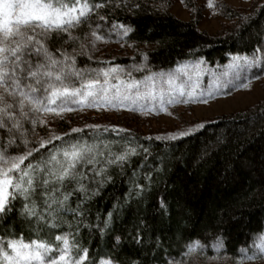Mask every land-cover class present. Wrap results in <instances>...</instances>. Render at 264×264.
I'll list each match as a JSON object with an SVG mask.
<instances>
[{
    "label": "trees",
    "instance_id": "1",
    "mask_svg": "<svg viewBox=\"0 0 264 264\" xmlns=\"http://www.w3.org/2000/svg\"><path fill=\"white\" fill-rule=\"evenodd\" d=\"M170 1L98 0L105 3L98 15L107 21H99L100 34L107 36L106 30L113 24L131 26L134 31L127 37L121 39L113 33L111 41L121 39L131 48L140 49L132 58H116L113 64L133 69L134 65L147 63L152 73L202 58L217 67L226 65L234 55L251 57L258 49L256 54L262 62L250 74L252 80L264 75V0H248L249 9L216 0L214 7L225 23L213 33L202 29L196 17L183 20L176 16L170 10ZM186 2L193 8L196 0ZM134 4H140L141 9H133ZM162 4L166 10L154 11ZM87 30L84 25L77 34ZM142 54H147V61ZM94 58L99 60L96 55ZM77 64L81 68L86 64L97 67L86 57H79ZM135 74L141 78L149 73ZM73 113L49 127L63 132L95 123L86 117L72 122ZM126 129L131 134L128 140L114 133H104L100 139L116 141L111 145L116 153L125 145L136 147L137 155L130 156L122 170L109 166L111 180L99 187L98 194L92 195L91 190L97 186L89 184L90 199L84 201L83 194L71 197L72 209L84 201L83 216L62 213L67 223L51 230V234L43 225L37 232L35 218L22 215L23 203L17 199L12 211L0 218V236L7 229L13 233L12 238L23 235L28 241L39 236L51 241L71 231L80 247L88 249L94 264L101 259H111L116 264L264 262L259 258L262 253L254 259L245 255L258 253L254 243L264 233V99L244 110L217 116L191 135L178 139H157L136 128ZM36 132L41 137L47 135L40 126ZM134 184L143 188L139 195L134 194ZM37 204L42 207L39 197ZM109 212L112 217L105 227ZM195 241L201 247L186 254V246ZM218 242H222L219 248L214 245Z\"/></svg>",
    "mask_w": 264,
    "mask_h": 264
},
{
    "label": "snow or ice",
    "instance_id": "2",
    "mask_svg": "<svg viewBox=\"0 0 264 264\" xmlns=\"http://www.w3.org/2000/svg\"><path fill=\"white\" fill-rule=\"evenodd\" d=\"M104 7L105 3L98 0H0V218L6 217L14 201L19 199L23 203L22 215L35 218L36 231L39 232V226L43 225L51 234V230L67 223L62 213L72 212L76 217L84 215L81 204L90 199L89 184L97 186L91 190L92 195L98 194L99 187L111 180L109 166L116 165L122 170L130 156L137 155L136 147L125 145L123 151L116 153L111 150L116 141L100 139L104 133H114L128 140L131 135L128 129L98 123L63 132L49 127L63 120L67 113L95 109L139 111L141 114L155 110L159 114L167 112L166 105L179 103L186 94L191 98V91L186 93V89L194 90L202 73L212 75L217 81L220 75H229L228 71L217 75L211 69H202L205 63L202 60L192 66L196 79L188 71V65L176 71L151 73L145 63L134 65L132 69L149 73L140 81L121 65L95 59L98 43H109L113 33L123 39L134 31L121 23L111 25L106 30L107 36L101 35L99 21H107L98 12ZM141 7L140 4L132 5L133 9ZM162 10H166V5L154 9ZM84 25L88 30L77 34ZM257 51L253 50L251 58L232 57L227 68L235 70L233 79L240 71L261 62ZM142 55L147 61V54ZM79 57H86L97 67L87 64L79 67ZM124 76L128 79H122ZM231 83L232 80L225 81L226 85ZM213 94L212 91L207 93L208 96ZM144 101H151V104H144ZM38 126L47 133L45 137L36 132ZM201 127L203 125L196 126L197 129ZM191 134V130H184L157 139H178ZM134 187L135 195L143 191L138 184ZM74 194L84 196L76 209L70 207ZM37 197L42 207L37 204ZM111 217L112 212H109L105 227ZM12 236L7 229L0 236V264H94L89 260L88 249L80 247L71 231L56 235L51 241L39 236L28 241L23 235ZM137 243H140L139 238ZM221 246L222 242H218L217 248ZM186 247V254H191L201 246L195 241ZM260 252L264 253V247ZM258 255L254 253L248 259ZM99 264L115 262L101 259Z\"/></svg>",
    "mask_w": 264,
    "mask_h": 264
},
{
    "label": "rangeland",
    "instance_id": "3",
    "mask_svg": "<svg viewBox=\"0 0 264 264\" xmlns=\"http://www.w3.org/2000/svg\"><path fill=\"white\" fill-rule=\"evenodd\" d=\"M186 1L189 2V0ZM186 1L171 0L170 10L172 13L183 20H190L191 18L196 17L199 21V26L211 33L216 32L224 25L225 19L214 7L216 0H196V2L192 4L193 8H191L190 4ZM221 1H224L235 8H250V1L248 0ZM97 47L99 48V51L95 55L99 60L101 59L103 61H113L116 58L124 56L132 58L133 54L140 50L131 48L129 43L124 42L121 39H119V41H110L107 44L98 43ZM199 60L204 61L202 58L185 60L172 69L157 72L176 71L182 66L188 65V71L193 75V78L196 79L195 71L192 66ZM230 62L231 60L226 65L217 67L210 66L206 62L202 64V69H211L215 71L217 75L228 71L229 75H220V80L217 81L212 75L202 73L199 77V83L196 88L194 90L186 89V93L191 91V98L186 94L180 98L179 103L166 105L167 112L161 111L157 114V112L153 110L145 111L141 114L139 111L129 110L96 111L95 109H85L84 111L74 112L75 114H73L75 116L72 118V122L74 120H80L81 117H86L91 119L92 122L98 124H111L125 129L136 128L148 135L156 137H170L173 134L184 130H191L194 132L197 130V125H204L223 114L244 110L264 99V75L261 78L252 80L250 74L254 68L252 67L240 71L239 75L233 79V76H235V70L227 68V65ZM261 62L256 67L260 66ZM126 70H131L132 77L140 81L146 79V76L148 75L146 74L141 78H137L135 77L136 74L134 70L128 67ZM122 79L127 80L128 77L124 76ZM227 80H232V83L226 85L225 81ZM245 85L247 86L245 87ZM157 87L159 88L158 80ZM165 87L167 86L165 85ZM209 91H212L214 94L208 96L207 93ZM185 99L189 102L184 103L183 101ZM205 100L207 102H204ZM143 103L150 105L151 101H144ZM217 244L218 243H215L214 245L217 246ZM254 246L256 252L261 253L260 249L261 247H264V233L257 236ZM245 255L247 256L246 258L250 256L246 253ZM206 262L207 264H216L212 260ZM197 263L200 262L197 261ZM217 263H219V261ZM247 264H264V262L254 261Z\"/></svg>",
    "mask_w": 264,
    "mask_h": 264
}]
</instances>
